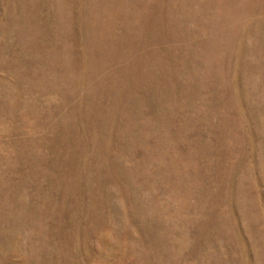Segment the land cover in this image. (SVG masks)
Returning a JSON list of instances; mask_svg holds the SVG:
<instances>
[{"label":"rangeland","instance_id":"1","mask_svg":"<svg viewBox=\"0 0 264 264\" xmlns=\"http://www.w3.org/2000/svg\"><path fill=\"white\" fill-rule=\"evenodd\" d=\"M0 264H264V0H0Z\"/></svg>","mask_w":264,"mask_h":264}]
</instances>
